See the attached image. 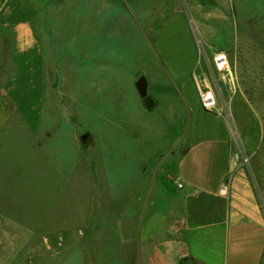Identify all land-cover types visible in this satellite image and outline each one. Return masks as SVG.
Instances as JSON below:
<instances>
[{"label":"crops","instance_id":"crops-1","mask_svg":"<svg viewBox=\"0 0 264 264\" xmlns=\"http://www.w3.org/2000/svg\"><path fill=\"white\" fill-rule=\"evenodd\" d=\"M67 1L9 0L4 3L0 0V131L9 123L12 131L26 128L37 155L34 161L35 157L42 164L50 161V171L60 169L54 165L50 155L47 156L48 147L54 148L62 143L73 149L74 170L79 172L80 181L83 180V189L88 192L83 195L88 198L86 208L88 206L91 210L90 216L83 214V224L87 229L99 231L98 242L101 236L112 235L121 252L106 257L99 253H83L80 264H264L263 203L251 178L232 152L226 134L214 136L212 132L209 136L212 130L209 129L206 137L193 140L192 135L197 133L198 127L193 125L190 128L188 125L183 130V95L179 88L177 91L168 89L169 85L177 84L179 73L178 63L166 60L169 54L182 51L191 54L194 60L196 52L200 55V47L207 54L224 48L214 47V40L220 30L225 43L228 42L224 32L227 1L186 0L195 15L189 18L185 15L184 5L174 0L172 10L179 15L175 19L180 22L181 30L177 28L174 33V43H165L164 40L158 46L150 47L155 55L166 54L165 61L158 58L162 80L166 82H158L153 75L151 79L141 72L133 78L135 102L139 106L135 114L145 121L160 102L149 92L150 88L158 87L159 91L165 87L160 94L165 98L166 118L171 120L172 128L179 136L168 145L169 153L162 169L150 174L142 172L133 179L134 182L138 179L135 182L138 184L133 188L130 209L122 206L116 212L106 211L116 215L113 223H101L95 216L102 211L97 212L103 196L98 174L102 173L101 166L108 156L109 144L100 137L97 128L87 126L80 129L67 121V113L58 112L61 86L66 80L64 75L61 76V68L72 69L73 66L64 57L52 59L56 52L49 25ZM106 1H109L106 6L111 7L106 15L109 21L107 37H118V44L123 41L124 45L120 47L124 49L126 44L137 43L138 34L146 44L151 43L147 33L154 31L155 17L162 20V25L169 22L165 21L166 14L162 10L168 9L170 0ZM141 1L146 2L142 4ZM217 5L223 10L216 9ZM32 20L35 21L33 24ZM103 20H100L101 25ZM118 20L123 23V29L119 27ZM192 23L197 28L199 39L190 32ZM103 36L102 32V48ZM205 73L203 63L199 74ZM140 77H144L147 84L150 97L147 105L135 88ZM143 127L145 129L146 126L142 124ZM133 129L135 131L136 126ZM171 166L174 170L168 173L167 167ZM42 172L40 169V175ZM259 178L264 184L263 173ZM48 180L51 181L49 175ZM176 181L182 187H178ZM3 241L0 240V264L18 255L21 260L31 259V264H47L56 258L48 253V245L47 252L41 251L40 238L27 249H24L26 241L20 244L6 241V245L11 244L12 252L5 257Z\"/></svg>","mask_w":264,"mask_h":264},{"label":"rangeland","instance_id":"rangeland-1","mask_svg":"<svg viewBox=\"0 0 264 264\" xmlns=\"http://www.w3.org/2000/svg\"><path fill=\"white\" fill-rule=\"evenodd\" d=\"M170 1L168 9L162 10L166 14L165 21L169 22L162 25V20L155 17L154 31L147 33L151 43L146 44L138 34L137 43L126 44L125 49L120 47L123 41L118 44V37H107L109 21L106 15L111 7L106 6L109 2L106 0H68L49 25L56 52L52 59L64 57L74 68H61V76L66 80L61 86L59 114L67 113V121L80 129L97 128L100 137L109 144L102 173L98 174L103 196L97 212L102 211L95 216L101 223H113L116 215L107 214L109 209L115 212L122 206L130 209L133 188L138 184L135 183L138 179L135 182L133 179L142 172L150 174L162 169L169 153L168 145L179 136L171 120L166 118V102L160 94L165 87L161 86L159 91L158 87L150 88L149 92L160 102L145 121L135 114L139 106L132 87L133 78L140 72L151 79L153 75L158 82H166L162 80L158 60L165 61L166 54L155 55L150 47L164 40L174 43L173 35L181 27L175 19L179 15L172 10L174 0ZM178 1L184 5L185 15L195 16L189 1ZM226 1L224 32L228 42L225 43L219 30L214 47L224 46L233 72L234 84L221 83L219 95L221 106L225 105L231 112L230 120L224 113L207 112L202 108L194 83L193 73L198 75L203 63H208L210 51L204 52L202 59L196 52L194 60L191 54L182 51L169 54L166 60L177 62L179 73L177 84L169 85L168 89L177 91L179 88L183 95V130L188 125L198 127L197 133L192 135L193 140L206 137L209 129H212L209 136L212 132L214 136L226 134L232 152L238 156L254 190L259 193L264 212V184L259 178V174H264V0ZM219 6L215 8L222 11ZM118 21L123 29V23ZM34 22L32 20V24ZM189 27L191 34L198 37L195 25L192 23ZM102 32L104 48L100 43ZM200 50L203 49L200 47ZM44 121L47 120L44 118ZM10 127L11 123L0 131V240H4L6 246H1L3 255L7 257L12 252L11 244L6 245L10 240L19 244L26 241L24 249H27L39 238L41 251L47 252L48 245V253L56 256L47 264H80L81 254L87 252L99 253L102 257L121 253L112 235L101 236L98 242L99 231L87 229L83 224V214L90 216L91 210L86 208L88 198L83 195L88 192L83 189V180L80 181L79 172L74 170L73 149L62 143L55 145V150L48 147L47 156L50 155L60 169L50 171V161L42 164L36 157L34 161L37 155L28 130L21 127L12 131ZM40 169L43 170L41 175ZM173 170V166L167 167L168 173ZM5 262L33 263L31 259L21 260L20 255Z\"/></svg>","mask_w":264,"mask_h":264},{"label":"built area","instance_id":"built-area-1","mask_svg":"<svg viewBox=\"0 0 264 264\" xmlns=\"http://www.w3.org/2000/svg\"><path fill=\"white\" fill-rule=\"evenodd\" d=\"M202 54L205 53L200 50L201 58ZM205 66V74L197 75L193 73L201 106L207 112L224 113L227 119L230 120L231 112L228 111L225 105L221 106L219 102V95L222 92L221 83L234 84L233 72L226 51L223 48L215 49ZM176 184L178 187H182L179 181H176Z\"/></svg>","mask_w":264,"mask_h":264},{"label":"water","instance_id":"water-1","mask_svg":"<svg viewBox=\"0 0 264 264\" xmlns=\"http://www.w3.org/2000/svg\"><path fill=\"white\" fill-rule=\"evenodd\" d=\"M135 88L138 93V95L143 99L144 104H150V97L147 93V84L144 79V77H140L136 83H135Z\"/></svg>","mask_w":264,"mask_h":264},{"label":"trees","instance_id":"trees-1","mask_svg":"<svg viewBox=\"0 0 264 264\" xmlns=\"http://www.w3.org/2000/svg\"><path fill=\"white\" fill-rule=\"evenodd\" d=\"M183 264V263H182Z\"/></svg>","mask_w":264,"mask_h":264}]
</instances>
